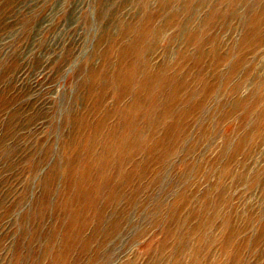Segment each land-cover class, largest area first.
<instances>
[{
	"label": "rangeland",
	"instance_id": "1",
	"mask_svg": "<svg viewBox=\"0 0 264 264\" xmlns=\"http://www.w3.org/2000/svg\"><path fill=\"white\" fill-rule=\"evenodd\" d=\"M0 264H264V0H0Z\"/></svg>",
	"mask_w": 264,
	"mask_h": 264
},
{
	"label": "bare ground",
	"instance_id": "2",
	"mask_svg": "<svg viewBox=\"0 0 264 264\" xmlns=\"http://www.w3.org/2000/svg\"><path fill=\"white\" fill-rule=\"evenodd\" d=\"M206 51V50H205ZM132 61V60H131ZM124 62V61H123ZM147 91V90H146ZM191 97V96H190ZM190 100H192V99H190ZM6 194V193H5ZM74 204V203H73ZM91 223V222H90ZM93 224V223H92ZM35 227V226H34ZM101 231V230H100ZM103 231V230H102ZM23 233V232H22ZM113 233V232H112ZM109 234V233H108ZM114 234V233H113Z\"/></svg>",
	"mask_w": 264,
	"mask_h": 264
}]
</instances>
